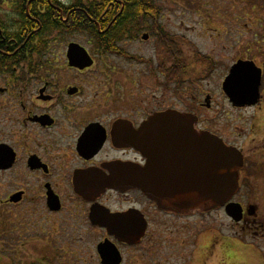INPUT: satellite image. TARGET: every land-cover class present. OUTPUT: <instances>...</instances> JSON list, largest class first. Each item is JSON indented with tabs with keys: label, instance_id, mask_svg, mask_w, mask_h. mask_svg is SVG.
Returning <instances> with one entry per match:
<instances>
[{
	"label": "flooded vegetation",
	"instance_id": "flooded-vegetation-1",
	"mask_svg": "<svg viewBox=\"0 0 264 264\" xmlns=\"http://www.w3.org/2000/svg\"><path fill=\"white\" fill-rule=\"evenodd\" d=\"M93 1L98 6L88 14ZM100 4L0 0V206L25 205L20 220L34 217L49 227L72 226L81 239L94 237L97 264H102L97 245L105 240L116 247L117 264H264V31L261 39L238 42L233 59L222 57V50L228 52L222 45L218 58L197 61L194 52L188 56L189 48L178 34L163 31L159 9L136 10L133 23L119 25L124 8L103 10ZM139 31L141 41L154 42L152 56H134L124 49ZM71 44L87 51L90 66L70 64ZM90 45L97 46L96 52ZM113 56L121 58V71L113 70ZM239 61L255 66L259 85L253 103L236 106L224 82ZM132 62L148 64L142 77L124 65ZM216 66L223 69L217 82L210 89L200 88L209 84ZM168 110L191 116L197 144L190 146L186 160L176 156L172 141L161 146V158L150 141L144 153L134 146L142 124ZM200 132L215 136L240 156L237 190L224 205L203 212L162 209L129 184L136 171L147 172L151 180L150 173L159 170L158 188L177 191L179 172L188 167L198 174L214 167L203 157L211 153L198 151ZM111 176L118 185L103 189V181ZM15 194H20L17 202L10 200ZM48 196L58 210L50 208ZM227 204L239 206L237 221L226 214ZM212 213H220L226 222H204ZM108 218L125 222L141 235L134 237L136 242L120 241L99 226ZM200 222L205 225L199 227ZM51 236L49 264H87L84 245L75 236L63 228Z\"/></svg>",
	"mask_w": 264,
	"mask_h": 264
},
{
	"label": "rangeland",
	"instance_id": "rangeland-1",
	"mask_svg": "<svg viewBox=\"0 0 264 264\" xmlns=\"http://www.w3.org/2000/svg\"><path fill=\"white\" fill-rule=\"evenodd\" d=\"M154 4L159 9L158 19L163 31L168 36L178 34L182 39H177L182 40L183 44L189 48L188 56L194 52L197 61L200 58L207 61L218 58L220 56L219 46L222 45L228 46L227 53L222 50V57L225 58L228 55L230 59H233L239 51L240 44L238 42L261 39L264 31V0H154ZM141 34L142 31H139L134 40H128V44L123 47L125 50L133 52L134 56H152L154 42L144 43L140 40ZM88 47L91 51L95 50L96 52L97 46L90 45ZM192 59L190 63H192ZM109 61L114 65V71H121L123 67L121 58L113 56V58H109ZM106 64L105 60L103 66ZM124 65L129 71L135 72L136 78L142 77L140 73L148 66L146 62L143 64L132 62L131 65L130 63ZM208 67L209 63L205 68V73H207ZM216 67L217 71L213 77L211 74L209 79L207 78L209 84H200V88L210 89L212 84L217 82L218 74L223 69ZM205 73L203 72L204 75ZM135 88L134 86V90H137ZM135 93L138 94V91H135L134 95ZM147 94L150 93L147 92ZM164 97L170 98L172 95L164 94ZM147 98L151 99V97ZM207 114L211 116L213 112ZM236 125V122L233 123V126ZM22 209L26 210V206L15 208L0 206V264H36L42 259H50L53 255V249L47 248L50 236L58 233V230L61 231L62 228L64 232L75 236L76 241L84 245L83 262L97 264L93 257L94 237L89 239V237L83 236L81 239L80 233L75 235L72 233L74 231L72 226L54 223L53 227H49L45 223L38 222L34 217H26L27 222H25L24 219L20 220ZM205 217L204 222L213 220L226 222L220 213H212ZM198 225L203 227L205 224L200 222ZM21 226H25L27 229L23 231ZM68 238L70 242V236ZM56 245L58 246V244ZM73 245L72 248H74Z\"/></svg>",
	"mask_w": 264,
	"mask_h": 264
},
{
	"label": "water",
	"instance_id": "water-1",
	"mask_svg": "<svg viewBox=\"0 0 264 264\" xmlns=\"http://www.w3.org/2000/svg\"><path fill=\"white\" fill-rule=\"evenodd\" d=\"M146 37L144 36L143 39ZM67 57L70 64L78 67L90 66L92 60L84 48L71 44L68 48ZM259 85V72L254 65L245 62L235 63L229 72L225 82L224 90L233 105L239 106L246 103H253ZM191 116L176 111H164L154 114L138 130V137L135 139L134 146L142 153L146 152V142L150 141L157 148L153 151L162 157L161 146L172 141L176 147V156H184L183 160L191 157L190 146L196 145L197 133L192 129ZM199 152H210L209 156H203L204 161L214 163V167L207 170L199 169L191 171L188 167L178 174L177 191H166L158 188L161 173L157 171L150 173L151 180L147 179L148 173L136 171L134 180L130 185L140 189L144 195L155 201L159 208H171L174 210H194L199 212L218 208L232 197L237 190L238 170L241 165L240 156L233 148L226 147L221 140L205 132L198 134ZM203 137H207L206 140ZM188 156V157H186ZM159 158V159H160ZM206 172V173H205ZM195 176H198L197 185L194 183ZM209 178V180H207ZM115 176L103 181L105 186H117L113 182ZM127 184V183H126ZM84 194L83 190H77ZM20 194L11 196L10 200L17 202ZM49 206L53 210H58L57 202L48 196ZM206 204L202 206L201 204ZM198 204V207H197ZM225 212L233 220L237 221L240 216V208L236 204H227ZM94 215L91 220L95 224ZM99 226L107 228L110 234H114L123 242L133 241L134 237L139 238L142 231L129 230L127 224L119 219L108 218L98 222ZM102 264H117L120 260L118 251L114 244L105 240L97 245Z\"/></svg>",
	"mask_w": 264,
	"mask_h": 264
},
{
	"label": "trees",
	"instance_id": "trees-1",
	"mask_svg": "<svg viewBox=\"0 0 264 264\" xmlns=\"http://www.w3.org/2000/svg\"><path fill=\"white\" fill-rule=\"evenodd\" d=\"M112 2H114L113 5ZM101 7L104 10L106 7H115L116 10H119L121 8H124L125 13H123V17H121V20H119L118 23L120 24H125V23H133L130 21L131 18H135L137 14L135 13L136 10L139 9H156L154 1L153 0H101ZM93 6H98L95 1L89 7L87 8V13H89L90 9ZM152 13V12H151ZM111 17V16H110ZM109 21L105 20L104 23H108ZM121 29L118 30V33H120ZM102 40V39H101ZM48 259H42L36 264H49ZM34 264V263H32Z\"/></svg>",
	"mask_w": 264,
	"mask_h": 264
}]
</instances>
